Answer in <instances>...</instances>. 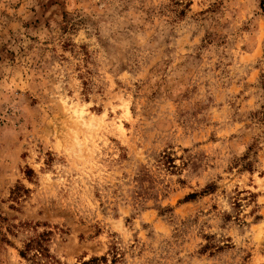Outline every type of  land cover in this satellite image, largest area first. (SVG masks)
<instances>
[{
  "label": "rangeland",
  "instance_id": "obj_1",
  "mask_svg": "<svg viewBox=\"0 0 264 264\" xmlns=\"http://www.w3.org/2000/svg\"><path fill=\"white\" fill-rule=\"evenodd\" d=\"M0 264H264V0H0Z\"/></svg>",
  "mask_w": 264,
  "mask_h": 264
},
{
  "label": "trees",
  "instance_id": "obj_2",
  "mask_svg": "<svg viewBox=\"0 0 264 264\" xmlns=\"http://www.w3.org/2000/svg\"><path fill=\"white\" fill-rule=\"evenodd\" d=\"M34 248L35 249V253L34 255L31 257V259L37 263H39L40 259L42 258H50V255L48 253V249L46 248L45 245H43V242L41 240L36 241L34 244L29 243L28 245V249ZM21 254L25 257H27V252L26 251H22ZM30 258V256H29ZM28 258V259H29ZM36 258V259H35Z\"/></svg>",
  "mask_w": 264,
  "mask_h": 264
}]
</instances>
